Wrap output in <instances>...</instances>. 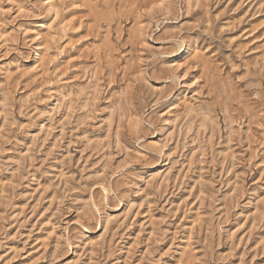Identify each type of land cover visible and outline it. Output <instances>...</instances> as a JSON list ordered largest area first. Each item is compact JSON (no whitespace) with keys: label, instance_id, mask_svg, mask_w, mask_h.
Masks as SVG:
<instances>
[{"label":"rangeland","instance_id":"374dc122","mask_svg":"<svg viewBox=\"0 0 264 264\" xmlns=\"http://www.w3.org/2000/svg\"><path fill=\"white\" fill-rule=\"evenodd\" d=\"M0 264H264V0H0Z\"/></svg>","mask_w":264,"mask_h":264}]
</instances>
